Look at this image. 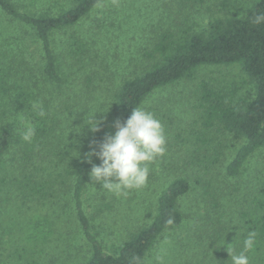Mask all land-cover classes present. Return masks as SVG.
<instances>
[{"label":"rangeland","instance_id":"rangeland-1","mask_svg":"<svg viewBox=\"0 0 264 264\" xmlns=\"http://www.w3.org/2000/svg\"><path fill=\"white\" fill-rule=\"evenodd\" d=\"M18 2L23 10H36V0ZM211 18L206 5L194 1L103 0L77 26L52 35L64 77L63 84L56 87L44 79L41 46L33 33L0 13V73L9 71L7 81L16 80L39 91V100L49 104L48 112L58 119L52 130L54 142L41 153L40 158L45 155L46 161L34 164L37 167L28 164V176L34 180L31 188L25 187L24 182L14 186L9 174L12 157L24 162L20 151H12L8 165L1 169L0 264L82 261L89 247L71 201L73 168L87 161L90 145L98 150L105 136L115 133V121L123 123L129 117L116 112L114 95L124 78L150 63L145 53L150 51L157 32L171 29L181 35L184 31L202 30ZM74 37L88 44L89 49L81 55L83 60L68 55ZM88 75L94 83L87 81ZM203 80L240 84V67L204 66L194 79L156 91L143 105L160 120L166 135V152L149 165L143 187L114 193L91 180L85 194L86 208L94 232L108 251L115 253L131 230L152 220L157 197L173 178L209 173L213 181L221 180V171L242 145V141L204 126L197 93ZM93 114L97 131L87 125ZM217 150L221 154L215 161ZM91 159L97 165L101 163L96 156ZM208 161L213 162L208 169L200 167ZM263 168L264 153L257 154L245 166L240 178L243 184L233 180L234 184L246 190L264 175ZM201 192L199 186L186 198L185 209L190 216L182 228L161 240L149 264L196 263L207 247L214 246L198 235L197 219L204 214ZM28 219L38 220L42 227L32 248L29 246L33 243L26 240Z\"/></svg>","mask_w":264,"mask_h":264},{"label":"trees","instance_id":"trees-1","mask_svg":"<svg viewBox=\"0 0 264 264\" xmlns=\"http://www.w3.org/2000/svg\"><path fill=\"white\" fill-rule=\"evenodd\" d=\"M18 1L0 0V13L33 33L41 46L44 79L59 87L64 77L52 35L77 26L103 0H36L35 11L23 10ZM188 1L206 5L212 12L207 27L184 31L181 35L171 29L157 32L150 51L145 53L150 63L119 83L114 107L120 115L130 116L132 109L143 106L153 93L194 79L204 66L236 65L241 71L240 84L203 80L197 93L204 126L242 141V145L221 171V180L213 181L209 173L173 178L158 195L152 220L131 230L115 253L105 248L93 230L85 200L92 165L87 161L79 162L73 168L71 201L89 250L82 261L73 260L71 264H149L161 240L184 226L190 216L185 209L186 198L199 186L204 214L197 219L200 222L198 235L214 246L211 244L212 250L207 247L196 263H187L230 264L226 245L230 244L239 252L247 233L255 231L256 245L249 253L250 264H264V175L246 190L233 182L243 184L240 178L246 164L257 154L264 153V23H255L256 17L264 14V0H185ZM87 45L75 38L68 55L74 60H83L81 55L89 49ZM9 75V71L4 75L0 73V172L8 165L9 154L20 151L24 162L12 157L9 174L14 186L24 182L25 187L31 188L34 180L28 176V164L46 161L45 155L40 158L41 153L54 142L52 130L58 119L48 112L49 104L39 100V91L16 80L7 81ZM87 81L92 84L94 78L88 75ZM28 130L32 134L26 141L22 134ZM215 153V161H218L221 153L218 150ZM212 163L208 161L200 167L206 170ZM25 224L26 240L33 243L29 246L32 248L42 234V227L33 219Z\"/></svg>","mask_w":264,"mask_h":264},{"label":"clouds","instance_id":"clouds-1","mask_svg":"<svg viewBox=\"0 0 264 264\" xmlns=\"http://www.w3.org/2000/svg\"><path fill=\"white\" fill-rule=\"evenodd\" d=\"M255 23H264V14L258 15ZM94 114L87 125L97 131L98 122ZM114 127L115 133L106 135L99 143L98 150L90 145L91 150L86 153L87 162L92 165L90 178L109 192L139 189L147 183L149 165L166 152L164 127L144 106L134 107L131 115L123 123L115 121ZM31 134V130H28L22 134V138L27 141ZM92 156L98 157L101 163H92ZM256 238L257 233L249 231L239 252L227 244L230 264H250L249 253L255 248Z\"/></svg>","mask_w":264,"mask_h":264}]
</instances>
